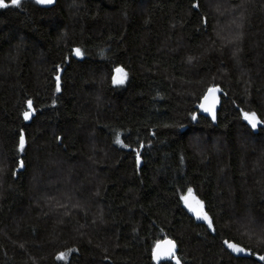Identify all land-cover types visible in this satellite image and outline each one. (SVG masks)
Instances as JSON below:
<instances>
[{"label":"trees","instance_id":"1","mask_svg":"<svg viewBox=\"0 0 264 264\" xmlns=\"http://www.w3.org/2000/svg\"><path fill=\"white\" fill-rule=\"evenodd\" d=\"M5 3L0 264H155L168 238L181 264H264V124L241 114L264 119V0H228L242 14L233 38L208 0ZM212 86L224 90L217 123L198 108ZM52 173L67 210L44 197ZM189 187L212 227L185 208Z\"/></svg>","mask_w":264,"mask_h":264},{"label":"snow or ice","instance_id":"2","mask_svg":"<svg viewBox=\"0 0 264 264\" xmlns=\"http://www.w3.org/2000/svg\"><path fill=\"white\" fill-rule=\"evenodd\" d=\"M37 3L41 4H51L53 0H36ZM10 3L12 6H19L20 0H10ZM9 5L5 3V0H0V8L3 7H8ZM198 7V5H196ZM74 53L76 56H83L82 51L79 48L74 49ZM117 72L121 73V76L118 78H113V83L116 84H123L124 80L126 78V74L123 73L122 69H117ZM56 80V90L60 91V76L57 74L55 77ZM220 89L218 86H212L207 89V94L204 96V101L206 102L205 104H202L201 107L204 109L205 112H209L212 114V119L215 120V112H214V107H215V94L219 92ZM211 98V103H207L209 99ZM55 103V101H53ZM27 106L28 110L23 112V117L25 120H28L32 113L35 111V109L32 106V101L28 100L27 101ZM241 114L242 117L247 123L251 126L252 129H256L258 125L264 124V119H261L256 112H248L244 111L241 109ZM192 119H196V114H192ZM60 137H57V140H60ZM115 143L122 145L123 147L127 148L129 145L124 144L123 140L120 137V134H116L115 138ZM19 150L23 152L25 148V137L23 134V131L21 130L19 134ZM143 147V145H141ZM136 161L139 163L140 161V154L139 151L136 152ZM20 167L22 168L24 166L23 160L20 162ZM185 205L193 212L196 214L197 218H201L205 221L208 222L209 227H212V223L210 218L208 217L207 213L203 211V202L199 200L195 195H193V189L191 187L187 188V194L182 197ZM225 245H227L228 248H230L233 252L236 253H243L245 252V249L243 247H240L236 243L229 242L225 240L223 242ZM176 244L172 240H166L161 244L160 242H157L156 249L154 251V258L157 261H160L162 257L164 258H171L175 260V264H181L180 259L176 256ZM71 251V250H69ZM59 258H65V253H60ZM260 260H264V256L259 257Z\"/></svg>","mask_w":264,"mask_h":264},{"label":"rangeland","instance_id":"3","mask_svg":"<svg viewBox=\"0 0 264 264\" xmlns=\"http://www.w3.org/2000/svg\"><path fill=\"white\" fill-rule=\"evenodd\" d=\"M208 3L210 5L209 7L211 8V10L218 17V22L216 23L217 33L221 31L229 32L230 29L232 28H236L238 31L240 30L238 23L241 24L242 14L240 15L236 14V12L234 11L235 8L229 5L228 0H208ZM234 30L230 31L226 36L228 38H233L236 35L234 33ZM123 73H125L127 76V73L124 70ZM120 76L121 73L116 72L114 78H118ZM66 183L67 182H65V180L62 177H57L56 173H52L49 176V180H47V182L43 184L42 192L44 193V197L50 196L52 199L57 200L60 207H63L64 203L66 202L64 201L62 202L60 201V199L63 198V196L65 195V191L67 189L65 185ZM44 197L41 201H49V202L53 201V200L44 199ZM64 209L67 210L68 208L64 206Z\"/></svg>","mask_w":264,"mask_h":264},{"label":"water","instance_id":"4","mask_svg":"<svg viewBox=\"0 0 264 264\" xmlns=\"http://www.w3.org/2000/svg\"><path fill=\"white\" fill-rule=\"evenodd\" d=\"M36 1V0H35ZM56 2H57V0H53V2L51 3V4H41V3H38L40 6H42V7H52V6H54L55 4H56ZM218 88L220 89V91L219 92H217L216 94H215V98H216V102H215V107H214V112H215V116H216V119L215 120H213L212 119V114L211 113H209V112H205L204 111V109L201 107V105L202 104H205L206 102L204 101V96L207 94V92L205 93V95L203 96V98L201 99V101H200V104H199V106H198V108H199V112L202 114V115H204V116H206V117H208V118H210L212 121H213V123H217V119H218V112H219V109H220V107H221V103H222V95L224 94V90L221 88V87H219L218 86ZM212 101H211V98L209 99V101L207 102V103H211ZM193 195H195L199 200H201L195 193H193ZM184 205H185V203H184ZM185 208L187 209V211L198 221V222H200V223H202V224H208V222L207 221H205V220H203V219H201V218H197V216H196V214L195 213H193L186 205H185ZM203 211L204 212H206L207 213V215H208V217H209V214H208V212H207V210H206V208H205V205L203 204ZM210 218V217H209ZM166 240H172V239H170V238H168V239H165V240H161V241H159L161 244H163V242L164 241H166ZM172 241H174V240H172ZM175 242V244H176V256L179 258V255H178V252H179V247H178V244L176 243V241H174ZM157 245V244H156ZM155 249H156V246H155V248H154V251H155ZM154 251H153V254H154ZM180 259V258H179ZM153 260H154V262H155V264H161V263H163V262H173L174 264H175V260H173V259H171V258H164V257H162L161 258V260L160 261H157L155 258H154V255H153Z\"/></svg>","mask_w":264,"mask_h":264}]
</instances>
